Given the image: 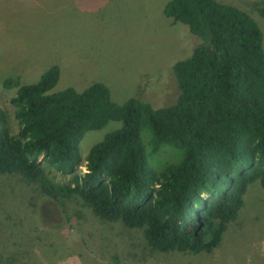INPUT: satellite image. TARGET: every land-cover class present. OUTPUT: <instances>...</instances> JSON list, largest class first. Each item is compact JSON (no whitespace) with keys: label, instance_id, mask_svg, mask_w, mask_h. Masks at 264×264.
Instances as JSON below:
<instances>
[{"label":"trees","instance_id":"obj_1","mask_svg":"<svg viewBox=\"0 0 264 264\" xmlns=\"http://www.w3.org/2000/svg\"><path fill=\"white\" fill-rule=\"evenodd\" d=\"M164 15L201 39L173 67V105L118 106L101 83L55 92L57 66L33 84L7 80L5 87L18 86L10 99L18 132L0 111V178L17 174L58 201L79 198L104 222L143 229L153 251L211 254L248 187L264 188L263 35L248 13L215 0H170ZM111 121L121 129L83 159L86 133ZM52 171L72 178L57 183Z\"/></svg>","mask_w":264,"mask_h":264},{"label":"rangeland","instance_id":"obj_2","mask_svg":"<svg viewBox=\"0 0 264 264\" xmlns=\"http://www.w3.org/2000/svg\"><path fill=\"white\" fill-rule=\"evenodd\" d=\"M169 1L0 0V111L7 127L18 132L10 103L18 86L7 88L5 81L33 84L55 66L60 69L55 92H82L101 83L118 106L131 99L155 109L173 105L179 95L173 67L190 58L201 39L164 15ZM215 1L248 13L262 32L264 49V0ZM121 127L111 121L87 132L81 157ZM148 136L146 130L141 136L145 148ZM79 171H85L84 162ZM50 177L60 184L72 178L56 171ZM0 264H264V188L259 181L248 187L218 248L193 255L153 251L143 229L104 222L79 198L58 201L17 174L5 175L0 178Z\"/></svg>","mask_w":264,"mask_h":264}]
</instances>
